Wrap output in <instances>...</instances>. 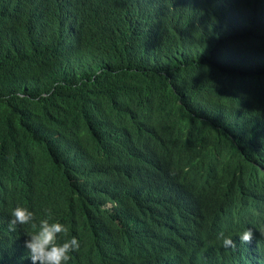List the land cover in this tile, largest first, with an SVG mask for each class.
Returning a JSON list of instances; mask_svg holds the SVG:
<instances>
[{
	"label": "trees",
	"instance_id": "trees-1",
	"mask_svg": "<svg viewBox=\"0 0 264 264\" xmlns=\"http://www.w3.org/2000/svg\"><path fill=\"white\" fill-rule=\"evenodd\" d=\"M263 111L264 0H0V264H32L4 232L20 197L75 264H264L169 185L264 197Z\"/></svg>",
	"mask_w": 264,
	"mask_h": 264
},
{
	"label": "clouds",
	"instance_id": "clouds-1",
	"mask_svg": "<svg viewBox=\"0 0 264 264\" xmlns=\"http://www.w3.org/2000/svg\"><path fill=\"white\" fill-rule=\"evenodd\" d=\"M220 3L222 0H212ZM264 123V111L261 115ZM169 185L174 197L184 204L188 222L204 231V238H214L220 234L225 248L235 247L231 238L223 233L234 234L238 245H251L253 240L264 241V205L257 207L258 202H264V197H254L244 193L242 196H216L211 178L205 173L196 171L193 166L185 167L174 179L169 178ZM51 192L37 195V203H46ZM32 198V195H31ZM21 197L8 210L9 220L5 233L10 242L21 250L22 259L26 258L32 264H75L74 258L80 248V242L73 236L63 242L58 241L67 228L58 216H51L50 210H45L48 216H36L33 210L22 205ZM201 264H212L205 254Z\"/></svg>",
	"mask_w": 264,
	"mask_h": 264
}]
</instances>
